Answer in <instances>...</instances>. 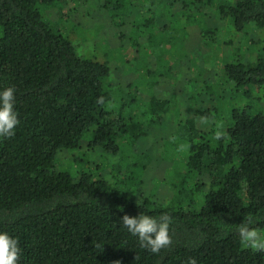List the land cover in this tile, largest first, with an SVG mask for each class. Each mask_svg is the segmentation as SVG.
Wrapping results in <instances>:
<instances>
[{
	"label": "trees",
	"instance_id": "16d2710c",
	"mask_svg": "<svg viewBox=\"0 0 264 264\" xmlns=\"http://www.w3.org/2000/svg\"><path fill=\"white\" fill-rule=\"evenodd\" d=\"M62 1L0 0V264H264V112H219L230 87L264 98V0L183 1L237 38L222 41L234 49L220 88L197 93L175 132L186 158L172 194L155 193L148 176L174 173L161 125L148 120L174 111L164 83L114 85L112 49L80 53L53 26ZM87 16L76 11L74 25L88 28ZM210 27L200 28L206 44ZM112 44L133 47L134 59L144 42Z\"/></svg>",
	"mask_w": 264,
	"mask_h": 264
},
{
	"label": "rangeland",
	"instance_id": "374dc122",
	"mask_svg": "<svg viewBox=\"0 0 264 264\" xmlns=\"http://www.w3.org/2000/svg\"><path fill=\"white\" fill-rule=\"evenodd\" d=\"M183 1L185 0H63L59 3L60 11L53 9L50 13L53 26L71 38L78 52L100 59V53L113 50V60L110 57L113 63L111 70L113 67L116 71L111 74V80L122 90L124 86H127L126 92L135 93L150 89V85L158 80V83H164L160 89H165V92H162L161 96L169 99L174 111L172 110L173 113H171L169 110L164 116L165 119L161 114H154L150 115L148 120L161 125L160 135L168 142L166 159L164 158L162 164L168 162H175V164H170L168 167L174 171L173 178L165 177L161 170L148 173L149 185L155 187V193L159 192L157 188H162L163 192L172 194L171 182L181 181L186 150L184 143L177 142L180 136L175 132H178L180 122L187 120L192 110L198 108L197 93L212 91L216 87L220 88L216 80L220 81L223 74L221 68L232 59L230 54H233L234 49L233 46L223 45L222 41L223 39L225 41V36L227 39L237 38L235 30L229 31L230 27L227 23L219 20L216 15L210 19L205 17V20L197 18V16L202 18L201 14L209 15V8L189 10L184 7ZM76 11L78 13L88 12V28L74 25L76 23L73 14ZM214 24L216 28L211 34L212 39L206 37L208 41L206 44L205 38L201 36L202 29L200 28L208 30ZM80 31H85V35H81ZM121 33L124 35L123 38L120 36ZM151 34L152 38H150ZM116 38L123 43H131L138 39L144 42L140 55L132 59L136 54L134 48L129 47L127 51L126 46L113 45ZM86 41L91 44L87 45ZM150 41L154 43L151 50L154 49L153 52L156 55L150 51V45H147ZM252 52L249 51L248 54L251 55ZM118 54L122 57L116 62L114 60ZM157 57L163 66L170 67V71H166L165 67L156 70L157 60L155 58ZM149 66L153 69L152 74L149 76L140 74L141 70ZM229 90L228 95L220 104V113L226 115L232 106L264 112V98L259 100L255 95V90L244 91L234 87H230ZM120 96L121 91L118 92V98ZM141 116L144 119L147 117L144 113ZM225 126L226 119L220 117L215 125L216 134L221 132ZM215 136L217 135L213 137ZM71 154L72 152H69L68 156ZM76 154V168L79 170L81 150ZM65 155L63 156L66 158ZM168 155L172 156V159H169ZM161 180L169 184L158 183Z\"/></svg>",
	"mask_w": 264,
	"mask_h": 264
}]
</instances>
